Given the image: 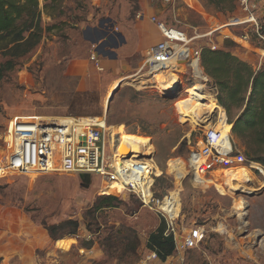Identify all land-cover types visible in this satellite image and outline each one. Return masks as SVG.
Instances as JSON below:
<instances>
[{"label":"rangeland","instance_id":"rangeland-1","mask_svg":"<svg viewBox=\"0 0 264 264\" xmlns=\"http://www.w3.org/2000/svg\"><path fill=\"white\" fill-rule=\"evenodd\" d=\"M248 4L250 9H245L246 5L238 2L235 13L229 14V10L215 9L208 0H64L68 16L63 20L67 25L47 35L0 83V161L5 156V133L12 119L106 117L108 126L123 137L143 142L146 137L152 138L158 171L164 173L157 183V193L164 195L175 189L180 192L179 232L187 234L201 227L207 232L206 239L199 249L176 252L166 262L149 261L147 257L152 253L149 238L161 224L166 226L165 220L143 209L130 195L118 197L123 191L119 186L101 185L94 179V186L87 192L81 187L80 178L73 175H17L0 180V264H264V178L249 170V165H243L225 176L223 171L216 172L204 184H197L185 161L190 147L198 143L202 134L197 127L211 123L203 122L202 126L197 116L191 121L182 119L180 105L189 102L190 95L178 88L181 91L177 98L170 99L158 84L139 87L136 84L140 81L122 87L123 81L140 77L150 80L146 71H142L144 53L132 57L130 66L122 71L124 78L114 83L111 71L102 63L104 71H99L91 60L94 29L101 24L104 31L114 26L131 34L136 33L138 25L157 44L161 38L154 39L157 35L152 28L153 16L169 27L186 31L196 28L202 34L252 16L259 25H264V0H249ZM44 20L50 19L44 16ZM254 31L248 24L229 31L220 28L212 40L222 48L226 41L223 37L230 32L237 41L231 40L235 43L233 53L260 69L264 66V50ZM246 34L248 42L239 38ZM196 44L208 47L210 40L202 38ZM77 62L89 66H84L82 75ZM73 76L87 77L91 90L76 94L78 82ZM183 80L185 88L192 87L191 75ZM204 90L214 94L209 85ZM208 103L217 105L213 98ZM239 114L232 109L231 116L227 113L229 121ZM176 164H186L185 177L175 169ZM240 170L254 181L253 191L246 195L255 194L240 196L245 200L241 210L237 208L241 193L228 174ZM257 189L260 190L256 192ZM103 196L118 197L122 203L117 208L93 213L95 201ZM70 220L79 222L78 235L53 240L47 228ZM235 233L238 241L251 234L242 240V251L236 246ZM132 242L136 251L129 248Z\"/></svg>","mask_w":264,"mask_h":264},{"label":"built area","instance_id":"built-area-1","mask_svg":"<svg viewBox=\"0 0 264 264\" xmlns=\"http://www.w3.org/2000/svg\"><path fill=\"white\" fill-rule=\"evenodd\" d=\"M248 1L241 0L246 5L245 9H250ZM233 21L202 34L196 28L186 31L169 27L153 16L151 22L157 27L162 39L147 50L142 71H146L147 76L153 79L157 72L172 69L182 79L191 75V81H194L191 88L197 82L204 83L205 87L211 86L201 58L205 48L212 51L220 49L212 40L217 30L225 28L229 31L230 28L248 24L254 28V36L259 38L264 50V25H259L254 16ZM202 38H209L208 47L197 46L196 42ZM223 38L235 40L230 32ZM239 38L248 42V34L240 35ZM93 48L91 60L99 71H104L95 47ZM188 89L190 88H185L184 84L183 90ZM211 91L219 106L218 95L213 86ZM221 108L219 106V109L207 114L211 123L208 127H197L202 134L198 143L190 147L186 161L189 174L197 184H204L205 179L216 172L233 171L249 165V170H255L264 178V166L247 159L234 140L226 110L223 108L226 113L224 116ZM27 119L29 120L16 118L9 121L4 140L5 156L0 161V180L17 175L65 174L78 178L90 175L101 185L107 183L122 188L120 195H114L120 198L130 195L143 209L162 217L167 226L166 234L175 239L177 254L199 249L203 245L207 234L203 228L196 227L187 234L178 230L180 192L175 189L164 195L157 193V183L164 173L158 171L156 151L152 144H139L126 154L119 153L122 135L110 130L106 117L86 115ZM190 137L191 135L188 138ZM175 177L177 179L176 175ZM147 259L157 260L158 256L152 252Z\"/></svg>","mask_w":264,"mask_h":264},{"label":"trees","instance_id":"trees-1","mask_svg":"<svg viewBox=\"0 0 264 264\" xmlns=\"http://www.w3.org/2000/svg\"><path fill=\"white\" fill-rule=\"evenodd\" d=\"M241 0H208L215 9L235 13ZM44 16L50 20L45 22ZM68 16L64 0H0V83L16 70L20 61L36 50L56 29L67 25ZM76 19V17H74ZM235 43L226 40L216 51L205 48L202 67L216 89L219 104L231 116L232 109L240 112L230 119L232 133L249 161L264 166V66L255 69L233 53ZM226 115V113H225ZM122 201L115 196L98 198L91 211L97 213L106 208H117ZM80 224L76 220L48 227L50 237L59 241L78 235ZM100 230V229H99ZM99 232V231H98ZM97 232V233H98ZM164 224L151 234L150 251L166 262L176 252V243L168 235ZM129 248L136 251L134 243Z\"/></svg>","mask_w":264,"mask_h":264},{"label":"bare ground","instance_id":"bare-ground-1","mask_svg":"<svg viewBox=\"0 0 264 264\" xmlns=\"http://www.w3.org/2000/svg\"><path fill=\"white\" fill-rule=\"evenodd\" d=\"M264 54V52H263ZM140 81L138 84L135 82ZM149 83H155L158 84L157 86H160V90L163 89L164 94L166 96H173V93H180L181 89H183L184 84H183V79L179 77L172 69H167L165 71L157 72L153 79L150 80H142L141 77L137 78L136 80H131V81H123L121 83L122 87L125 85H139V87H142L144 85H148ZM181 88V89H178ZM205 86L203 84H195L193 88H190L186 90V92L190 95V100L186 104L180 105V108L182 109V114L181 117L184 121H189L190 118H195L197 116L198 123L201 122V125L203 126V122L209 121V113L214 112L215 110L219 109L218 105H210L208 102L210 99H215L212 95L207 93L204 90ZM177 91V92H176ZM172 94V95H169ZM177 95V96H178ZM177 98V97H176ZM174 98V99H176ZM181 100H179L176 103V107L178 109V104L180 103ZM215 102V100L213 101ZM221 112L223 114V109L221 108ZM209 114V115H207ZM189 119V120H188ZM191 121V120H190ZM210 123V122H209ZM210 124H205V126H209ZM110 130L115 133V134H121L118 131H116L115 128H110ZM122 135V134H121ZM147 141L143 142L140 141L139 139L135 137H123L122 135V142L119 145V153L121 154H126L131 151V149H135L139 144H153V140L150 137H146ZM155 147V146H154ZM155 149V148H154ZM186 162V161H185ZM187 163V162H186ZM181 164V163H180ZM175 169L180 173V176L185 177V174L188 172L186 164L178 165L175 167ZM224 176L228 171H223ZM230 174V181L233 183L234 187L239 190V193H241L239 196H248L252 197L246 194H249V192L253 191V188H251L254 184L253 179L250 177V175L243 170H240L238 172L234 173H228ZM264 186V184H263ZM251 188V189H250ZM122 189V188H121ZM264 190V188H262ZM257 189L256 192H258ZM245 204V200L241 197L239 200V203L237 205V208L241 210L243 205ZM243 213V211H242ZM223 232H226V228L223 229Z\"/></svg>","mask_w":264,"mask_h":264},{"label":"crops","instance_id":"crops-1","mask_svg":"<svg viewBox=\"0 0 264 264\" xmlns=\"http://www.w3.org/2000/svg\"><path fill=\"white\" fill-rule=\"evenodd\" d=\"M152 28H153L155 34L157 35V36H154V39H160V38L162 39L157 27L152 26ZM115 31L123 35V37L125 39V43L120 45V47L115 51V54H112L111 57L104 58V57H100L98 55V57L101 60L103 67H105L111 71L110 79L113 80L112 83H114L115 81H117L121 78H124V77H121V76H123L122 71H124V70L126 71V68L130 66L129 61L132 59V57L137 56V55H141L142 53L146 54L147 50L150 47L154 46L157 42V40L151 41L150 40V33L148 34L144 30V28H141L138 25L136 26V33L135 34L127 33L126 31L121 30L118 27L114 29V32ZM107 33L108 34H107L106 39H108L109 37H111L113 35L112 31H108ZM91 45H92V43H91ZM92 48H93V45H92ZM93 52H94V48L92 49V53ZM76 64H78L77 69H78L79 74H81V75L85 72L84 66H86L87 68L89 67L86 62H84V63L77 62ZM249 64H251V63L249 62ZM259 67H261V66H259ZM72 78L76 79L78 82L76 90H75L76 94H84V93L91 90L88 87L90 85V83H89V79H87V77L73 76ZM231 235H232V233L230 231L229 236H231ZM250 235L251 234L246 236L247 238H245V239L241 238L240 241H238L237 234L235 233V236H234L235 237V243H236V246L239 248L240 251H242V249H243V245L241 243L242 240H247L250 237ZM230 241H234L233 238L230 237ZM230 243H232V242H230ZM173 258L174 257L170 258V260Z\"/></svg>","mask_w":264,"mask_h":264},{"label":"water","instance_id":"water-1","mask_svg":"<svg viewBox=\"0 0 264 264\" xmlns=\"http://www.w3.org/2000/svg\"><path fill=\"white\" fill-rule=\"evenodd\" d=\"M104 25H100L99 28L94 29L96 34V39L91 40L92 45L95 47V52L100 57H111L112 54H115V51L120 47V45L125 43V39L122 34L118 32H114V26H112L111 30L113 35L107 38V32L102 30ZM102 30V32H101ZM178 93L173 94V96H168L167 98L174 99L176 98ZM81 187L85 191H89L92 186H94V179L90 175H81L80 176ZM96 181V179H95Z\"/></svg>","mask_w":264,"mask_h":264},{"label":"flooded vegetation","instance_id":"flooded-vegetation-1","mask_svg":"<svg viewBox=\"0 0 264 264\" xmlns=\"http://www.w3.org/2000/svg\"><path fill=\"white\" fill-rule=\"evenodd\" d=\"M111 28H112V27H110L109 29H107V28H106V29H107V30H111ZM103 29H105V28L103 27ZM103 29H102V30H103ZM102 30H101V32H102Z\"/></svg>","mask_w":264,"mask_h":264}]
</instances>
